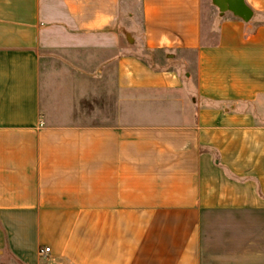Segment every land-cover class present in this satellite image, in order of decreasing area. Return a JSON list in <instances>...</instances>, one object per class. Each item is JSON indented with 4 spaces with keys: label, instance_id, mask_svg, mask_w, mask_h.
<instances>
[{
    "label": "crops",
    "instance_id": "obj_1",
    "mask_svg": "<svg viewBox=\"0 0 264 264\" xmlns=\"http://www.w3.org/2000/svg\"><path fill=\"white\" fill-rule=\"evenodd\" d=\"M245 1L249 22L0 0V264H264V0Z\"/></svg>",
    "mask_w": 264,
    "mask_h": 264
},
{
    "label": "rangeland",
    "instance_id": "obj_2",
    "mask_svg": "<svg viewBox=\"0 0 264 264\" xmlns=\"http://www.w3.org/2000/svg\"><path fill=\"white\" fill-rule=\"evenodd\" d=\"M203 4L205 7V12H209L210 18L214 20L217 15H218V10L215 9L214 5H212V0H203ZM132 39V43H133ZM125 46L127 48V45L125 43ZM132 53L133 54H139L141 57H143L146 61H148L150 64H152V67H157V68H169V69H174L175 71H179V73L184 74L187 70L185 68H181V66L178 64V59L177 61H168V55H174L178 56L177 52H162V53H150L144 51L140 47H132Z\"/></svg>",
    "mask_w": 264,
    "mask_h": 264
},
{
    "label": "water",
    "instance_id": "obj_3",
    "mask_svg": "<svg viewBox=\"0 0 264 264\" xmlns=\"http://www.w3.org/2000/svg\"><path fill=\"white\" fill-rule=\"evenodd\" d=\"M221 13L230 12L234 16L249 22L253 18V10L245 0H212Z\"/></svg>",
    "mask_w": 264,
    "mask_h": 264
},
{
    "label": "built area",
    "instance_id": "obj_4",
    "mask_svg": "<svg viewBox=\"0 0 264 264\" xmlns=\"http://www.w3.org/2000/svg\"><path fill=\"white\" fill-rule=\"evenodd\" d=\"M49 251H50V249L49 248H46V249H44V250L41 251V254H45V253H47Z\"/></svg>",
    "mask_w": 264,
    "mask_h": 264
}]
</instances>
